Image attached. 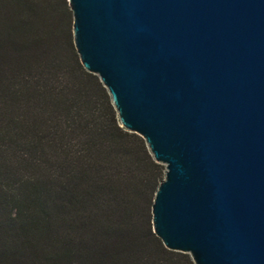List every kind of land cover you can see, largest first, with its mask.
I'll return each instance as SVG.
<instances>
[{
    "label": "water",
    "instance_id": "obj_1",
    "mask_svg": "<svg viewBox=\"0 0 264 264\" xmlns=\"http://www.w3.org/2000/svg\"><path fill=\"white\" fill-rule=\"evenodd\" d=\"M81 65L164 164L150 205L195 264H264V0H67Z\"/></svg>",
    "mask_w": 264,
    "mask_h": 264
},
{
    "label": "trees",
    "instance_id": "obj_2",
    "mask_svg": "<svg viewBox=\"0 0 264 264\" xmlns=\"http://www.w3.org/2000/svg\"><path fill=\"white\" fill-rule=\"evenodd\" d=\"M80 63L66 0H0V264H195L163 245V177Z\"/></svg>",
    "mask_w": 264,
    "mask_h": 264
},
{
    "label": "rangeland",
    "instance_id": "obj_3",
    "mask_svg": "<svg viewBox=\"0 0 264 264\" xmlns=\"http://www.w3.org/2000/svg\"><path fill=\"white\" fill-rule=\"evenodd\" d=\"M66 2H67V0H66ZM67 6H68V4H67ZM68 8H69V6H68ZM71 19H72V16H71V11H70V27H71ZM71 36H72V31H71Z\"/></svg>",
    "mask_w": 264,
    "mask_h": 264
}]
</instances>
